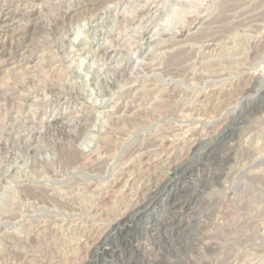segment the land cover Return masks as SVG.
I'll list each match as a JSON object with an SVG mask.
<instances>
[{
  "label": "rangeland",
  "instance_id": "rangeland-1",
  "mask_svg": "<svg viewBox=\"0 0 264 264\" xmlns=\"http://www.w3.org/2000/svg\"><path fill=\"white\" fill-rule=\"evenodd\" d=\"M0 8V92L26 83L14 93L22 103L1 98L0 109H30L42 135L29 166L52 151L73 159L89 137L122 145L104 164L94 154L55 167L47 183L61 203L49 211L0 218V264H264V0H0ZM63 30L58 62L44 43ZM78 42L105 48L95 57L77 52ZM102 65L113 84L99 96L95 84L109 78ZM158 73L176 89L146 84ZM191 103L193 112L171 115ZM169 124L176 129L163 134ZM145 142V164H117L125 147ZM26 174L51 179L17 171L28 193L37 181ZM65 201L93 210L61 215Z\"/></svg>",
  "mask_w": 264,
  "mask_h": 264
},
{
  "label": "bare ground",
  "instance_id": "bare-ground-1",
  "mask_svg": "<svg viewBox=\"0 0 264 264\" xmlns=\"http://www.w3.org/2000/svg\"><path fill=\"white\" fill-rule=\"evenodd\" d=\"M206 1V0H204ZM204 3V2H203ZM169 5V3H167ZM171 5V4H170ZM167 6V5H166ZM144 7V6H143ZM169 7V6H168ZM167 10L170 9V7ZM0 11H2V8H0ZM65 11V10H64ZM166 12V10H165ZM164 13V12H163ZM61 15V19L64 20L67 17V12L64 13H60ZM192 15V14H191ZM252 15V14H251ZM245 16V15H244ZM197 17V16H196ZM195 17V18H196ZM229 17V16H228ZM250 17V15H249ZM59 18V19H60ZM199 18H197L198 20ZM61 21V20H60ZM253 21V20H251ZM249 20V22H251ZM235 22V21H234ZM243 22V21H242ZM64 23V21H63ZM194 24V23H193ZM231 24V23H230ZM246 24V23H245ZM253 24V23H252ZM228 25V24H227ZM249 24H246V26H248ZM62 29V24L57 23L55 25L54 30L55 31H60ZM28 28L24 30V33H27ZM67 32V30H63L62 34L59 38H52L51 42H45L44 46L45 49L47 51H51V54L53 56V60H65V57H59L60 54L65 53V44L68 42L67 36L65 35ZM183 32V29H179L177 32H175L176 34H181ZM25 36V35H24ZM256 38V37H255ZM96 41V40H95ZM71 43V42H70ZM74 43V42H73ZM92 43V42H91ZM89 44V43H87ZM86 43L83 42H78L76 47H77V52H82L83 54H85L84 52H86L87 50H89V52H91L92 56H97L98 50H101L104 47L101 46L102 43L100 42H95L96 47H94L92 49V46L90 45H95L90 44L87 45ZM211 45V44H210ZM208 43H203L201 45V48H203V50H207L209 49L210 46ZM214 45V43H213ZM1 46V45H0ZM256 44L252 45V48H256ZM258 48V47H257ZM252 50V49H251ZM254 51V50H253ZM88 52V53H89ZM257 52V51H255ZM152 54V53H151ZM47 55V54H46ZM63 55V54H62ZM112 55V54H111ZM61 56V55H60ZM249 57V55H248ZM123 58V57H122ZM50 59V58H49ZM121 60V59H120ZM122 61V60H121ZM59 62V61H58ZM141 64V63H140ZM122 65L120 63V65L116 66L114 68V70L112 71L113 73H115V71L120 68ZM92 67H94L92 65ZM91 67V68H92ZM262 68H264V64L261 66ZM112 68V67H111ZM150 68V67H149ZM260 68V67H259ZM110 67L107 66H103L100 68L99 72H106V76H109V78H106L104 80H102L101 82H98L95 84V82H93L95 84L94 88L98 89V92H96V94H100L99 96L105 95L108 92V87H103L104 85H107L108 83H110L111 85L113 84L112 81V75L113 73H111V69ZM242 67L238 66L236 68V70H241ZM144 70V69H143ZM165 70L160 69V73H163ZM73 72H67L65 75L66 77H71ZM89 73H91V77L92 79L94 78L96 80V77H98V75H94L91 70L89 71ZM257 74V73H256ZM151 75V74H150ZM160 75V76H159ZM102 76V75H101ZM147 76V75H146ZM145 76V77H146ZM202 76V75H201ZM204 76V75H203ZM103 77V76H102ZM144 77V76H143ZM206 77V76H205ZM91 79V78H90ZM168 79V78H167ZM197 79V77H196ZM206 78L204 77H200L199 75V81L200 80H205ZM100 80V79H99ZM146 84L154 86L155 88L157 87H161V86H165L166 87H172L174 89H176V87H174L175 85H177V81H173V80H166V78H163V76L161 74L158 73L152 75L151 77L146 78ZM209 81H204V84ZM92 84V83H91ZM109 85V84H108ZM205 87V86H204ZM16 88H18L17 90L19 91H23L26 88V83H22L21 85L16 86ZM15 87H11V88H5V90L3 89V92H0V99L1 98H6V99H15L17 98L18 101L23 100V97H19L20 95H15L14 93L17 92ZM120 88V87H119ZM178 89V87H177ZM16 90V91H15ZM31 90V89H30ZM210 90V89H209ZM33 92H36L35 90H32ZM38 91V90H37ZM67 91V90H66ZM65 90L63 91L66 92ZM186 91V90H185ZM191 91H194V89H191ZM204 92H207V90L204 88L203 90ZM184 92V91H183ZM202 93V97L204 95H206V93ZM67 93V92H66ZM122 93V91H121ZM131 93V92H130ZM185 93V92H184ZM201 93V92H200ZM65 94V93H64ZM116 94V92H115ZM62 95V93H59V96ZM199 95V94H198ZM197 96V95H196ZM194 97V96H193ZM110 98V97H109ZM184 98V97H183ZM195 98V97H194ZM199 98V97H198ZM106 100H111V99H104L101 100L106 101ZM196 100V99H195ZM16 102H18L17 100H15ZM48 103V102H47ZM190 103V102H189ZM19 104V103H18ZM188 104V103H187ZM195 104V103H194ZM194 104L192 106L191 105H179V106H174L172 108V110H170L171 115L177 116L179 114H183L186 115L189 112H193L195 110ZM197 108V106H196ZM16 113V114H15ZM101 113V112H100ZM33 111H31L30 109H23V110H19L16 109L15 107H7L5 109V111H2V109H0V156H1V160H0V186L2 185L3 182H5L4 184V188H2V192L0 193V201L2 200V202L4 203H9L12 205V207L10 208H4L3 210H0V218H13V217H22L28 213H31L34 217H38V215L41 212H47L50 209L48 208L49 205H56V204H60L61 201L56 198L51 196L50 191H55L58 189L56 188V184H49L47 182H50V180L54 179V171H56L55 167H62V166H67V165H75L76 163H81L83 162V160L85 159V157H91L92 155H97V157H94L95 160L98 159H102L100 161L101 164H104L106 161L110 160V157H113L114 154L122 147V145L118 142V141H114L113 143L108 144L105 148L103 147L102 144H99L98 140L99 139H93L90 138L88 135V140L90 142L93 143V145L90 146V144L86 146L85 149H82L78 152V155L75 158H70V157H64V158H56L55 156V152L52 151V153L50 152V154H47V157L45 158L46 161L44 162V165H39L35 166L34 168L29 166V158L28 156L31 155L33 153V151H36L38 149V144H37V140L39 137H42L41 134H39L38 128L36 126V122L34 119V115H33ZM100 114H97L96 118H99ZM171 117V116H170ZM99 122V121H98ZM96 123V122H95ZM94 123V125H95ZM170 125V124H169ZM164 127V126H163ZM176 128H174L173 126H168V128L166 129H162L161 132L164 134L166 133L168 130H175ZM92 130H97V129H93ZM8 131V132H6ZM93 133V132H92ZM74 135L73 137H71V140H74L75 138L78 139L80 136L82 135ZM91 136V135H90ZM86 137H83V140ZM148 139V138H147ZM153 140V139H152ZM143 142V141H142ZM91 143V144H92ZM160 143V142H159ZM53 144V143H51ZM126 144V143H125ZM162 144V143H161ZM50 145V144H49ZM156 145V144H155ZM125 146V145H124ZM123 146V147H124ZM160 146V145H159ZM52 147V146H51ZM147 143H141L139 145H137L136 147L133 148H127V149H123V154L122 157L119 160V164L120 162L125 164L126 163H131L133 162V158L137 157L139 158L142 163L141 164H145L146 159H149V156L151 155V150L147 149ZM175 147V146H174ZM152 149V148H151ZM161 150V149H160ZM163 150V149H162ZM153 152V150H152ZM160 152V151H159ZM103 155V156H102ZM102 156V157H101ZM116 156V155H115ZM157 156V155H156ZM160 156V155H159ZM115 158V157H114ZM118 158V156H117ZM160 159V158H159ZM157 159V160H159ZM114 160V159H113ZM184 160V159H183ZM155 161V160H154ZM140 162V161H139ZM157 162V161H156ZM155 162V163H156ZM107 163V162H106ZM112 163V162H111ZM116 163V162H115ZM109 164V163H108ZM137 164V163H136ZM110 165V164H109ZM118 165V166H119ZM112 166V165H111ZM115 167V166H114ZM124 167V166H123ZM143 167V166H142ZM39 170V171H43V172H50L49 174V178L51 179H44V180H40L39 178H34L31 175L26 174L27 176L25 178H28L29 180H36L37 181V185L33 186L32 188H34V192L33 193H28L27 189L25 187H20L19 185V176L20 175H14L17 171H34V170ZM110 169V168H109ZM116 169V168H115ZM118 169V168H117ZM125 169V168H124ZM141 170V169H140ZM124 171V170H123ZM125 172V171H124ZM57 173V172H56ZM76 173V172H75ZM73 174V173H72ZM87 174V173H86ZM124 174V173H123ZM108 174H106L107 177ZM102 176V175H101ZM100 176V177H101ZM94 177V176H93ZM92 177V178H93ZM102 178V177H101ZM108 178V177H107ZM105 178V179H107ZM98 179V178H96ZM91 180V179H90ZM95 180V179H93ZM43 181H46L43 183ZM63 181V180H62ZM55 182V181H53ZM95 182V181H94ZM97 182V181H96ZM52 183V182H51ZM58 183V182H57ZM88 183V182H87ZM43 184V185H41ZM60 184V183H59ZM58 184V185H59ZM76 186V185H75ZM89 187H93L92 184L87 185V189ZM154 187V186H153ZM79 188V187H78ZM76 189V188H75ZM74 189V190H75ZM84 190L85 187L80 188V190ZM146 189V188H145ZM73 190V191H74ZM81 190V191H82ZM153 188H151L150 192H153ZM40 191V192H38ZM60 192V191H58ZM60 194V193H59ZM67 195V194H66ZM69 195V194H68ZM59 196V195H58ZM151 196V195H150ZM103 199L105 198L104 195L101 196ZM102 199V200H103ZM65 205L63 206L62 209H57V211H60L59 213H61V215H72L75 214L76 212H78V210L81 213H88L90 214V212L93 210V208H89V207H81V208H76L73 205H70L68 203V201H65ZM4 205V204H3ZM89 205V204H88ZM8 206V205H7ZM82 206V205H81ZM137 209V208H136ZM56 211V210H55ZM96 211V210H95ZM134 211V210H133ZM77 214V213H76ZM123 214V213H122ZM32 217V216H31ZM180 217V216H179ZM129 218V217H128ZM40 219V218H37ZM59 220V219H58ZM42 222V221H40ZM12 254V251L10 252ZM17 253V252H16ZM18 254V253H17ZM13 255V254H12ZM20 255V254H19Z\"/></svg>",
  "mask_w": 264,
  "mask_h": 264
}]
</instances>
